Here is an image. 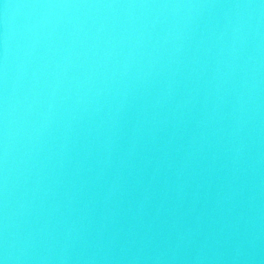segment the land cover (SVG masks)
<instances>
[{
  "label": "water",
  "instance_id": "water-1",
  "mask_svg": "<svg viewBox=\"0 0 264 264\" xmlns=\"http://www.w3.org/2000/svg\"><path fill=\"white\" fill-rule=\"evenodd\" d=\"M0 264H264V0H0Z\"/></svg>",
  "mask_w": 264,
  "mask_h": 264
}]
</instances>
